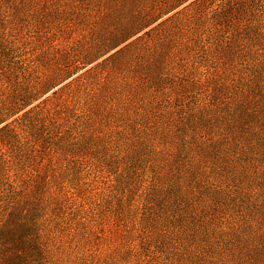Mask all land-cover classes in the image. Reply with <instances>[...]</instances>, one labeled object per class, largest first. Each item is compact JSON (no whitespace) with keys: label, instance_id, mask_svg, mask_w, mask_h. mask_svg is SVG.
Here are the masks:
<instances>
[{"label":"rangeland","instance_id":"374dc122","mask_svg":"<svg viewBox=\"0 0 264 264\" xmlns=\"http://www.w3.org/2000/svg\"><path fill=\"white\" fill-rule=\"evenodd\" d=\"M95 1L0 0V36L10 40L14 27L38 41L60 32L62 17H73L70 26L80 29L76 14L81 17ZM254 25L264 31V18L256 17ZM220 42L226 54L238 55L237 63L243 54L254 63L264 56L263 42L243 54L236 43ZM195 43V49L183 45L180 57L200 75L219 47L208 45L204 35ZM26 55H31L27 45L10 50L5 59L16 67ZM159 70L158 83L168 85L164 65ZM82 71L28 100L0 128L38 110L44 97ZM18 75L22 79V72ZM136 84L144 99L68 96L45 105L62 109L60 125L43 134L28 163L46 172V196L57 198L37 220L46 264H236L239 254L261 260L264 135L249 138L248 132L249 143L237 147L212 143L202 132L194 134L195 122H180L190 107L212 99H145L155 84L142 79Z\"/></svg>","mask_w":264,"mask_h":264},{"label":"trees","instance_id":"16d2710c","mask_svg":"<svg viewBox=\"0 0 264 264\" xmlns=\"http://www.w3.org/2000/svg\"><path fill=\"white\" fill-rule=\"evenodd\" d=\"M184 1L96 0L81 17L76 14L80 29L70 26L73 17H62L60 32L45 33L38 41L24 38L14 27L10 40L5 33L0 36V123L58 80L83 69L44 97L38 110L0 128V264H46L37 220L57 198L46 196V172L28 162L43 134L60 125L62 109L57 103L46 107L49 99H144L136 84L142 79L155 84L145 99H212L201 108L190 107L180 120L185 126L195 122L194 134L202 132L212 143L237 147L249 143L248 132L249 138L264 135V56L254 63L243 54L264 43V31L254 25L256 17L264 18V0H191L176 10ZM202 35L219 48L214 64L197 75L188 70L180 48L195 49ZM223 39L237 44L243 54L239 64L238 55L226 54ZM25 45L31 55L11 67L5 57ZM199 46L208 53L207 45ZM162 65L165 86L158 83ZM261 255L252 261L239 254L236 264H264V249Z\"/></svg>","mask_w":264,"mask_h":264}]
</instances>
